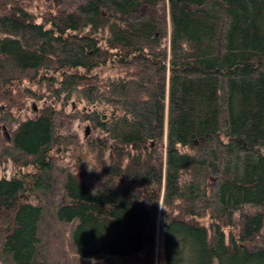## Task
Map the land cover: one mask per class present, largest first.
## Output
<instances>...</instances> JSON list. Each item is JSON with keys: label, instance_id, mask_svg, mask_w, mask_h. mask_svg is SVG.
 I'll return each instance as SVG.
<instances>
[{"label": "trees", "instance_id": "trees-1", "mask_svg": "<svg viewBox=\"0 0 264 264\" xmlns=\"http://www.w3.org/2000/svg\"><path fill=\"white\" fill-rule=\"evenodd\" d=\"M42 1L0 0V264H156L158 224L162 264H264V0Z\"/></svg>", "mask_w": 264, "mask_h": 264}, {"label": "rangeland", "instance_id": "rangeland-1", "mask_svg": "<svg viewBox=\"0 0 264 264\" xmlns=\"http://www.w3.org/2000/svg\"><path fill=\"white\" fill-rule=\"evenodd\" d=\"M32 10H35V12L39 13L38 9H42V12L45 10V3L42 0H34L32 3ZM73 103V102H72ZM45 105V102H36L33 99L29 100V109L28 110H20L18 107L14 108V114L21 116V118L25 119L27 117H33L35 116ZM76 107L82 108V104H75ZM73 106H67L66 112H71L73 109ZM1 109V108H0ZM65 112V111H64ZM88 122H82L79 119L72 120L68 122V120L65 122L60 123V129L62 130L64 134H72L74 136H77V141H74V143L70 144L68 148L62 150H57L56 154H58L55 159L57 160L58 167L61 169H68V170H74V169H87L89 166L91 167L93 163V155L89 154L87 145H86V136L88 134ZM0 130L4 132L3 129ZM8 133V131H5ZM5 135V133H4ZM5 138L7 139V142H10L9 138L5 135ZM106 159L108 162L111 161V153L110 150H107L106 153ZM23 170V172H32V167H24L22 168L20 164H17L16 160L9 156H4L3 151L0 149V175H6L8 177H11L14 175V173ZM22 199L24 201L33 202V203H44V195L42 190H34V186L31 185V187L28 188L27 193H24L22 195ZM56 199V200H55ZM54 199V203L61 202V195H58ZM45 204V203H44ZM48 202H46L45 205H47ZM48 206V205H47ZM241 211L244 212H256V211H262L264 212V207H258V206H246L242 208ZM239 212L236 214V218L239 217ZM52 227V230L49 228ZM62 226L58 224L57 221L52 220L50 218L45 220V226L41 229L43 233V238H45V241L48 244H52L53 241L58 240V237L55 236L59 231L63 233ZM157 241H156V264H162V232L160 225L158 224L157 227ZM51 233V234H50ZM54 236L51 241V237ZM58 245L60 243H57L55 245L56 247H47L46 248V258L49 261V264H58V261H60V256L56 248H58ZM217 264V263H216Z\"/></svg>", "mask_w": 264, "mask_h": 264}]
</instances>
